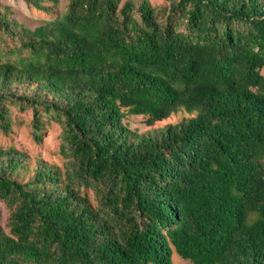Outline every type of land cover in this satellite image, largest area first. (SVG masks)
<instances>
[{
    "label": "trees",
    "instance_id": "trees-1",
    "mask_svg": "<svg viewBox=\"0 0 264 264\" xmlns=\"http://www.w3.org/2000/svg\"><path fill=\"white\" fill-rule=\"evenodd\" d=\"M165 1L69 0L34 29L0 5L19 44L0 129L6 99L32 110L36 144L46 115L64 160L0 147V264H264V0Z\"/></svg>",
    "mask_w": 264,
    "mask_h": 264
},
{
    "label": "rangeland",
    "instance_id": "rangeland-1",
    "mask_svg": "<svg viewBox=\"0 0 264 264\" xmlns=\"http://www.w3.org/2000/svg\"><path fill=\"white\" fill-rule=\"evenodd\" d=\"M69 0H58L57 4H48L51 7V13H45L36 10L22 0H0V5L3 7H9V17L14 19L26 28L34 29L42 23L52 20L57 14H61L66 10V6ZM149 4L154 8L166 6L168 3L165 0H148ZM17 39L11 37L9 34L0 30V60L6 59L13 60L16 58L14 54V47H17ZM25 55V54H24ZM3 108L7 111V117L10 120V130L5 133L0 129V147L7 149L14 147L15 149L26 153L29 156L30 166L34 165L36 160H43L48 164L55 165L63 170L64 160L59 152L60 144V127L54 121L43 115L44 129L42 141L40 144H36L31 136L32 133V119L33 113L31 109L22 111L20 105L16 102L6 99L3 103ZM184 113H178L168 120L156 123L153 128L145 126V118L142 116H126L123 120L127 127L137 132L138 134L144 133L150 129L159 128L167 123H176L182 117H185ZM81 192L86 194L89 198L91 205H97V198L94 195V191L91 189H82ZM7 218L8 211L0 201V227L7 231ZM172 261L174 264H191L188 260L180 258L177 254L173 253Z\"/></svg>",
    "mask_w": 264,
    "mask_h": 264
}]
</instances>
